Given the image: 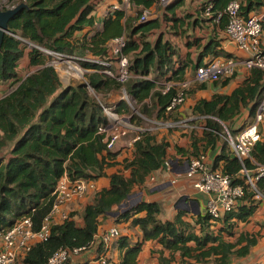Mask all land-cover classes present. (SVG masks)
<instances>
[{
    "label": "trees",
    "instance_id": "16d2710c",
    "mask_svg": "<svg viewBox=\"0 0 264 264\" xmlns=\"http://www.w3.org/2000/svg\"><path fill=\"white\" fill-rule=\"evenodd\" d=\"M18 1L27 3V6L11 18L10 32L5 33L0 42V83L12 80V84L16 85L0 98V151L7 148L9 152L7 156H0V230L11 227L24 216H31L34 228L40 229L52 210L56 185L65 174L73 179L95 180L106 175L105 169L110 166L122 164L130 170L128 177L122 170L113 172L109 176V187L93 191L92 202L81 212L82 224L74 219L75 212H69L68 218L54 223L48 238L35 243L22 261L25 264H47L60 248H87L94 241L101 217L110 215L112 211H120L116 215L118 221L132 217L131 224L138 225L143 233L142 240L135 243H131L127 235L117 238L118 246L123 250L120 264H136L143 242L148 239H157L165 249L171 251L170 257L161 253V264H167L176 252L180 253L181 262L188 264H229L233 257L248 255L258 242L257 235L243 231L235 240L224 236V232L234 236L236 224L248 221L258 204L256 192L241 177L243 164L230 151L227 141L216 157L215 166L218 167L220 161L224 160L223 170L233 177L234 183L244 185L245 192L239 205L217 220L222 219L218 233L211 229V216L206 212L196 216V224L201 226V233H197L195 225L183 217V210L173 219L164 221L159 216L161 205L156 201L142 200L120 207L136 184L144 183L149 174L163 167L169 141L165 137L159 139L157 132H142L134 142L133 158L118 161L116 153L107 148L103 135L98 132L99 126L107 122V117L89 92L87 84L79 80L64 85L57 69L45 64L43 51L30 44L70 54L89 51L94 56L105 57L108 42L126 34L124 51L131 57L133 76L122 83L101 72L103 65L84 62L86 67L93 69L86 73L88 82L98 93L124 87L141 105V112L149 115V118L155 115L157 118L179 119L181 117L172 116L180 106L167 109L178 88L162 93L154 79L161 76L166 80H184L189 63L183 62L169 74L174 68L177 54L174 44L163 35L155 40L149 38L155 29L161 27V20L140 21L141 12L126 17L123 9H116L104 18L102 28L95 29L92 34L76 37V31L94 26L92 11L95 0ZM131 1L144 7H150L155 2ZM183 1L177 0L168 6V10L174 11ZM209 1L214 3V10H223L232 0ZM263 4L264 0H247L242 10L248 15L252 9L258 11ZM220 22L222 27H226L227 18L223 16ZM26 48L29 49L30 64L40 67L26 76H19L17 67ZM208 53L220 54L213 40L203 45L198 66L205 62L201 60V55ZM197 65L194 64V68ZM152 73L154 77L150 78ZM234 75L215 83L225 86ZM200 85L201 88L206 86L204 82ZM263 98L264 70L253 68L231 93L216 92L211 98H200L192 111L195 115H211L228 122L239 115L243 108H249V115L254 120ZM117 106L119 110H129L124 100L117 102ZM137 118L144 121L140 116ZM207 121L214 130L224 133L221 121L213 117L207 118ZM253 156L258 162H264V139L255 144ZM246 166L252 168L254 164L247 160ZM257 186L264 193V177L258 180ZM141 212L145 214L136 216Z\"/></svg>",
    "mask_w": 264,
    "mask_h": 264
},
{
    "label": "built area",
    "instance_id": "2783aa9c",
    "mask_svg": "<svg viewBox=\"0 0 264 264\" xmlns=\"http://www.w3.org/2000/svg\"><path fill=\"white\" fill-rule=\"evenodd\" d=\"M158 1L167 4L170 0ZM20 2H11L7 7H15ZM206 2V15L213 17L217 22H220L223 16L227 18L225 32L229 39L234 41L246 53V56H217L208 59L197 67L196 74L192 78L179 81L166 80L163 77L154 79L158 85V90L162 93H166L174 87L178 88L170 105L167 107L168 110L178 108L185 102L188 94L187 90L194 83H203L209 80L216 81L232 76L241 65L248 70L253 68L264 70V47L262 44L264 4L258 11L245 15L242 10L244 6L243 0H232L223 10H214V3L209 0ZM151 14V8L144 7L139 20L147 21ZM30 44L37 46L43 51L48 58L45 64L54 66L58 71L62 70V73H65L68 78L76 77L87 84L89 92L99 102L107 117V122L99 126L98 132L103 135L108 149L113 150L120 140L127 137L130 143L134 144L141 137V133L145 131L157 132L159 129H180L190 126V119L184 117L179 119L148 118L140 112L138 116L145 121L139 122L133 112L127 113L125 110H119L117 103L112 105L106 103L88 82L86 73L93 69L86 67L84 62H96L103 65V68L100 69L101 72L116 78L122 83L133 76L130 68L131 57L124 51L127 45L126 34L116 36L108 42V53L105 57L94 56L89 51L70 54L33 43ZM39 67L36 66L34 70ZM15 86V84L11 83L6 92H0V98L13 90ZM121 100L126 101L128 106H131L133 101H135L134 97L125 88H123ZM198 117L202 119L213 117L223 123L221 119L211 115H198ZM263 122L264 98L257 108L254 120L250 124L237 131H233L224 125V136L230 151L243 164V168L240 171L241 177L244 178L245 184L256 192V198L264 196L257 186L258 180L264 177V162H258L253 156L255 144L262 139L260 124ZM191 126L193 127V125ZM247 160H251L254 167L248 168L246 166ZM173 166L174 161L166 158L163 168L169 169ZM186 173L188 176H197L194 186L208 194L205 212L211 216L210 220L212 222H216L225 213L235 209L241 202L245 192L244 185L234 183L233 177L230 174L226 173L222 167H216L210 162L206 152H201L189 160ZM175 181L176 179L171 180L172 183ZM96 189L97 186L93 179H73L67 174L63 175L54 190L55 199L52 210L45 217L40 229L34 228V221L31 216H24L18 219L11 227L0 230V264H18L19 261H22L35 243L48 238L52 225L57 223L55 221L56 215H60L62 221L68 218L69 212L66 209V205L70 201L77 197H83ZM120 234L118 226H113L103 233L102 239L105 242H109L118 238ZM83 249H86V247L74 248L72 250L60 248L49 258L47 264H65L71 253H77ZM103 262L106 261L103 260Z\"/></svg>",
    "mask_w": 264,
    "mask_h": 264
},
{
    "label": "crops",
    "instance_id": "0c3cea01",
    "mask_svg": "<svg viewBox=\"0 0 264 264\" xmlns=\"http://www.w3.org/2000/svg\"><path fill=\"white\" fill-rule=\"evenodd\" d=\"M176 1L177 0H170L167 4H163L158 0H155V2L150 6L152 14L149 17V20L159 18L162 23L161 27L155 29L150 34L149 38L151 40H155L160 35H163L165 39L170 40L174 44L177 51V54L174 57V68L169 71L170 75L174 69L179 68L183 62H186L189 64L185 69L184 77H194L196 74L200 53L203 51V45L212 40L217 43V49L220 51V54L214 55L208 53L206 55H201L202 61H206L214 56H246V53L241 50L234 41L229 39L225 32V27L221 26V22H217L213 19V17L206 15L204 4L207 0H184L183 3L176 7L174 11H169L168 6ZM243 1L245 5L247 0ZM94 2L95 8L92 11V14L95 18L94 26H86L82 30L76 31V37H81L86 33L92 34L95 29L102 28L104 18L108 14L113 13L116 9H123L126 12V17H133L136 16L135 10L137 7L139 10H142L144 7L142 4H136L131 0H95ZM160 4L163 5V9L161 11L158 10V6ZM253 11L254 10L252 9L248 13ZM125 18L123 21H125ZM163 19L166 20L167 24L163 23ZM167 28L169 32L176 34L177 43L180 42L179 39H182V43H184L185 46H180L186 50L185 53L180 52L173 39L169 38ZM262 44L264 47V31L262 34ZM25 62L30 63L29 54L27 51L19 61L17 67L18 72H20V69H23ZM194 64L197 65L195 68ZM34 66L36 67V65H33V67ZM249 74L250 70L241 65L237 70V74L232 77L230 82L225 86H222L221 83L216 84L215 81H206L204 82L206 86L204 88H201L200 86L198 92L196 93L197 97H195L191 103L187 99L185 104L189 105L190 103V111L193 112L192 107L197 102V100L200 98H211L216 92L231 93L233 89L241 84ZM149 76L153 77L154 75L152 73ZM6 83L11 84L12 80L0 83V92L4 89ZM184 108L188 110L189 106L186 105L184 107V105H182L179 108V113L182 116H184ZM187 119H190L189 124L191 129L189 130L193 129L192 133H189L188 131L189 126L181 130H174L172 132H169L170 129L157 130V137L159 139L165 137L170 143L167 151V158H170L174 161V166L169 169L163 167L159 168L158 170L149 174L144 183L136 184L133 189H139L136 193L138 197L137 202L144 200L156 201L160 203L161 212L159 216L162 220L165 221L173 219L180 210H183L185 211L183 217L195 225V230L197 233H201V226L200 224H196L195 220L199 213L205 212L208 194L194 186V181L197 179V176H188L186 169L189 160L201 152H206L210 162L215 165L216 157L222 152L226 140L223 141V137H225L223 132L216 131L208 125L207 119L199 118L198 115L195 114L191 117H188ZM252 121L253 120L249 115V108H243L239 115L235 116L228 122L230 123L231 129L233 131H237L250 124ZM191 125H193V127ZM260 129L262 132V139H264V122L260 124ZM112 151L116 153V159L122 162L126 158H133L134 144L130 143L129 138L127 137L120 140ZM223 164L224 160H221L218 167H223ZM118 170H122L127 177L130 176V170L125 169L122 164L107 167L105 169L107 174L95 179L97 190H100L104 187H109L110 174ZM173 179H176V181L172 183L171 180ZM94 195V192H90L83 197H77L73 199L66 205L68 212L76 213L73 217L78 224L83 223L81 212L88 203L92 202ZM179 198L186 199V203H177ZM256 199L258 204L249 220L246 222L240 221L238 224H236L234 227V236L228 235L226 232H224V236L227 239L235 240V238L243 231L253 234L246 229L243 231H238V226H240L241 223L248 225L256 222L257 224L254 225V228L257 231L254 235H257L258 242L251 248V251L248 255L243 257H233L229 264L264 263V198ZM144 214L145 212H141L136 214V216ZM116 217L117 216L113 215L101 217V223L99 224L98 231L95 234L94 241L86 249H83L77 253H71L68 259L70 264H120L123 250L118 246V239L115 238L109 242H105L102 239L103 233L113 226H118L121 232L120 235H127L131 243L142 240L143 233L138 225L131 224L132 217L129 220L119 221L116 219ZM55 221L62 222L60 215L55 216ZM221 226L222 219L212 222L211 229L218 233ZM161 253L167 257L171 256V251L169 249H165L163 244L157 239L145 240L143 242L141 251L139 252L136 264H161ZM103 260L106 262H103ZM18 264L25 263L23 261H19ZM167 264L188 263L181 262L180 253L176 252L174 258ZM192 264L202 263L192 262Z\"/></svg>",
    "mask_w": 264,
    "mask_h": 264
},
{
    "label": "rangeland",
    "instance_id": "374dc122",
    "mask_svg": "<svg viewBox=\"0 0 264 264\" xmlns=\"http://www.w3.org/2000/svg\"><path fill=\"white\" fill-rule=\"evenodd\" d=\"M10 1L11 0H0V6L1 7L2 6H8L11 3ZM14 2H18V0H15ZM162 7H163V5L160 4L158 6V10L161 11L163 9ZM137 8L135 10V15H137L139 12H141L144 7L142 8V10H139ZM163 23L167 24L166 23V20L163 19ZM167 31L169 33V38L170 39H173V41L175 42V44L178 47L179 51L182 52V53H185L186 50L182 46H180V45L185 46V44L182 43V39H179L180 42L177 43L176 34L175 33H172V32H169L168 28H167ZM26 51L29 52V49L26 48ZM46 60H48L47 57H46ZM34 69H35V66L33 67V65H31L30 63H28V62L26 63L25 62L24 63V66H23V69H20V72H19L20 74L19 75H21V76L26 75L27 73L32 72ZM58 72H59V75H60V77H61L62 82H63L64 85L65 84H69V83H73L75 81H79V79H77L76 77H70V78H68V76L65 73H62V70H59ZM236 74H237V72L235 73V75ZM159 77H161V76H159ZM10 85H11L10 83L9 84L6 83V86H4V89L1 91V93L6 92L9 89ZM200 86H201L200 83H194V84H192L191 89H190V91L187 94V99H188V101L190 103L192 102V100L195 99V97H197V94L196 93L198 92ZM123 88L114 87V88H112L111 90H109L107 92H100L98 94L101 97V99H103L106 103H108L109 105H112V104H115V103H117V102H119L121 100V96L123 94ZM187 99L185 100V102L187 101ZM148 102H150V100H148ZM185 102L180 105V107L182 105H184V107L186 105L189 106L188 110L186 108L183 109L184 116H182L179 113L180 112L179 111V108L180 107H179L173 113V116H172L173 118H175V116H177V117H187L188 118V117H191L192 115H194L193 112L190 111V103L188 102L189 103V105H188V104H185ZM125 111L127 113H132L133 112L134 115H135V117H137L138 116V113L140 112L141 114H143L144 116H146V117L149 118V115L144 114V113L141 112V105L139 103H137L136 101H133L132 105L129 106V110H125ZM154 117H156V116L153 115V117H151V118H154ZM138 121L139 122H142L141 119L139 120V118H138ZM224 122L225 121H223V126L226 125L227 127L231 128L229 122H225V123ZM143 124H145V123H143ZM224 128H225V126H224ZM181 129H184V128H180V129L173 128V129H170L169 132H172L174 130H181ZM189 129H191L190 126L188 127V131H189V133H192V130L193 129L192 130H189ZM225 140H226L225 137H223V141H225ZM8 154H9V152H8L7 148H5V150H3V151H0V156H7ZM116 168H118V167H116ZM138 190L139 189H133L132 190L131 194L129 195V197L127 199L128 205H133L134 203L137 202L138 197H137V194L136 193L138 192ZM263 198H264V196L258 197V199H263ZM177 201H178L177 203H179V204H185L186 203V199L179 198ZM253 223L248 224V225L247 224H244V223H241L240 226H238V231H243V230L246 229V230L252 232L253 234H256L255 232L257 230H255L254 225H256L257 223L256 222H253ZM260 236H261V234H260Z\"/></svg>",
    "mask_w": 264,
    "mask_h": 264
},
{
    "label": "water",
    "instance_id": "95a60500",
    "mask_svg": "<svg viewBox=\"0 0 264 264\" xmlns=\"http://www.w3.org/2000/svg\"><path fill=\"white\" fill-rule=\"evenodd\" d=\"M27 6V3L20 2L18 5L12 8L2 9L0 7V42L3 39L5 33L10 32L9 21L11 18L23 7ZM128 205V202L125 201L120 205V207H125ZM120 211H112L110 215L116 216ZM65 264H70L69 260L66 261Z\"/></svg>",
    "mask_w": 264,
    "mask_h": 264
}]
</instances>
